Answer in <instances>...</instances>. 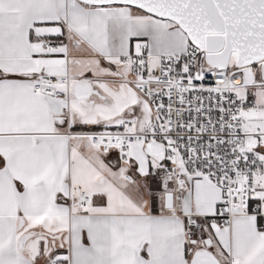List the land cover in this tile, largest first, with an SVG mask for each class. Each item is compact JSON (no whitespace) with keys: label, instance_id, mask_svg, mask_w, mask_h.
I'll return each mask as SVG.
<instances>
[{"label":"snow or ice","instance_id":"snow-or-ice-1","mask_svg":"<svg viewBox=\"0 0 264 264\" xmlns=\"http://www.w3.org/2000/svg\"><path fill=\"white\" fill-rule=\"evenodd\" d=\"M0 264H264V0H0Z\"/></svg>","mask_w":264,"mask_h":264}]
</instances>
